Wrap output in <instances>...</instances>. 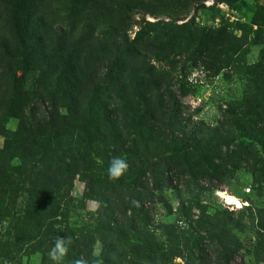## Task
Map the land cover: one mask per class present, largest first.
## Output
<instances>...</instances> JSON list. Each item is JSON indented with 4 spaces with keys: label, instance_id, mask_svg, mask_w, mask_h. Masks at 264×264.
Masks as SVG:
<instances>
[{
    "label": "trees",
    "instance_id": "16d2710c",
    "mask_svg": "<svg viewBox=\"0 0 264 264\" xmlns=\"http://www.w3.org/2000/svg\"><path fill=\"white\" fill-rule=\"evenodd\" d=\"M92 4L83 24L75 4L70 22L56 26L47 18L45 0H0V188L25 190L34 210L27 219L45 221L62 200L61 191H70V177L85 176L87 197L100 208L94 230L68 244L70 264H158L163 250L154 232L157 193L195 185L201 176L226 177V167H238L242 153L253 155L251 170L264 185V76L232 110L241 144L230 151L231 126L226 133L206 127L169 90L164 76L173 73L153 63L164 45L178 47L194 37L191 26L134 22L123 0L113 8ZM141 7L158 15L151 6ZM168 13L161 12H175ZM133 26L138 31L131 39ZM227 44L238 46L227 29L198 43L205 50ZM17 71L33 75L32 83ZM32 101L46 110L29 123L25 111ZM10 120L18 121L15 133L7 130ZM97 157L105 175L98 173ZM114 157L129 165L119 179L108 175ZM147 173L149 185L143 182ZM97 240L104 244L100 260L90 254Z\"/></svg>",
    "mask_w": 264,
    "mask_h": 264
},
{
    "label": "rangeland",
    "instance_id": "374dc122",
    "mask_svg": "<svg viewBox=\"0 0 264 264\" xmlns=\"http://www.w3.org/2000/svg\"><path fill=\"white\" fill-rule=\"evenodd\" d=\"M95 1L112 8L117 5V0ZM123 1L126 13L134 22L143 18L150 22L178 20V25L191 26L194 37L189 36L178 47L164 45L157 57L151 54L153 63L159 70L173 73L164 76L169 90L195 111L197 119L206 127L226 133L229 124L235 143L230 145V151L239 147L238 131L232 127V110L240 107L259 80L258 76H264V0ZM75 4L82 10L78 19L83 24L81 19L93 7L92 0H45L48 20L56 26H66ZM141 4L151 6L147 8L158 15L146 13ZM162 11L175 13L170 17L161 14ZM222 29H227L238 46L227 44L221 50L213 45H209V50L199 47L205 35ZM136 31L137 26L130 29L131 39ZM17 76H30L27 80L32 83L33 75L17 71ZM45 110L43 105L30 102L25 111L28 122H32L33 116H45ZM17 126V120H10L7 130L15 133ZM252 156L247 153L238 156V167L227 166L226 171L221 170L229 172L226 177L201 176L195 185L156 194L152 204L154 232L163 250L158 264H264V185L251 170ZM96 160L100 165L98 173L105 175L103 160L99 157ZM39 161V167L44 168L45 159L39 158ZM30 164L33 168L38 165ZM150 178L147 173L143 182L149 185ZM22 179L24 184L28 177ZM19 181L20 176H15V182ZM87 185L85 176L70 177V191L67 188L61 191L62 200L57 201L47 221L27 219L34 210L28 208L25 190L0 188V264H70L68 252L59 261L51 259L49 252L58 238L80 240L82 234L94 230L100 204L87 197ZM90 251L95 260H100L104 244L97 240Z\"/></svg>",
    "mask_w": 264,
    "mask_h": 264
},
{
    "label": "clouds",
    "instance_id": "9594fccd",
    "mask_svg": "<svg viewBox=\"0 0 264 264\" xmlns=\"http://www.w3.org/2000/svg\"><path fill=\"white\" fill-rule=\"evenodd\" d=\"M128 163L121 157H114L110 163L108 169V175L110 178L119 179L124 172L128 170ZM71 242V238L65 240V238H58L55 242V246L50 250L49 256L54 261L61 260L68 252V244ZM74 264H88L84 259H77Z\"/></svg>",
    "mask_w": 264,
    "mask_h": 264
},
{
    "label": "snow or ice",
    "instance_id": "6c2138e0",
    "mask_svg": "<svg viewBox=\"0 0 264 264\" xmlns=\"http://www.w3.org/2000/svg\"><path fill=\"white\" fill-rule=\"evenodd\" d=\"M232 203H236L235 201H231ZM239 206V205H238Z\"/></svg>",
    "mask_w": 264,
    "mask_h": 264
}]
</instances>
